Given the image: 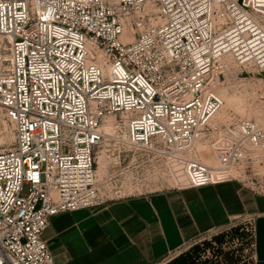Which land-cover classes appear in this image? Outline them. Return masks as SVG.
<instances>
[{"label": "built area", "instance_id": "built-area-1", "mask_svg": "<svg viewBox=\"0 0 264 264\" xmlns=\"http://www.w3.org/2000/svg\"><path fill=\"white\" fill-rule=\"evenodd\" d=\"M229 55L264 72V0H0V112L15 136L0 153V264H55L51 219L108 202L97 171L107 142L133 154L140 182H240L264 135L216 122L211 76ZM217 132L210 166L193 152Z\"/></svg>", "mask_w": 264, "mask_h": 264}, {"label": "crops", "instance_id": "crops-1", "mask_svg": "<svg viewBox=\"0 0 264 264\" xmlns=\"http://www.w3.org/2000/svg\"><path fill=\"white\" fill-rule=\"evenodd\" d=\"M237 220L252 233L247 264H264V194L240 182L153 191L60 214L43 238L55 264H163Z\"/></svg>", "mask_w": 264, "mask_h": 264}, {"label": "rangeland", "instance_id": "rangeland-1", "mask_svg": "<svg viewBox=\"0 0 264 264\" xmlns=\"http://www.w3.org/2000/svg\"><path fill=\"white\" fill-rule=\"evenodd\" d=\"M221 77L218 92L224 106L216 122L226 126L230 119L254 123L264 135V72L249 65H240L226 57L216 62L211 78ZM216 122L213 129H217ZM210 133L194 149L193 156L210 166L220 165L221 156L217 141L220 132ZM222 133V132H221ZM15 143L14 128L0 112V153L11 149ZM114 142H107L97 153L99 190L105 200H118L172 188V182L159 177L140 182L136 174L133 154L120 158ZM235 169L241 184L264 194V142L260 148L251 149ZM135 177V178H134ZM247 223L237 220L191 242L185 249L163 264H247L249 257ZM251 244V243H250Z\"/></svg>", "mask_w": 264, "mask_h": 264}, {"label": "bare ground", "instance_id": "bare-ground-1", "mask_svg": "<svg viewBox=\"0 0 264 264\" xmlns=\"http://www.w3.org/2000/svg\"><path fill=\"white\" fill-rule=\"evenodd\" d=\"M226 57H230V58H233V59H234V57H233V56H231V55H229V56H226ZM226 57H225V58H226ZM234 60H235V59H234ZM218 61H219V60H218ZM235 61H236V60H235ZM236 62H237V61H236Z\"/></svg>", "mask_w": 264, "mask_h": 264}]
</instances>
